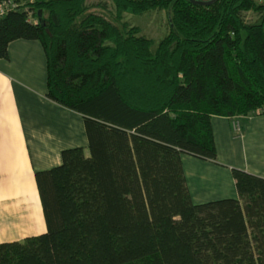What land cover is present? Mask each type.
<instances>
[{"label": "trees", "instance_id": "trees-1", "mask_svg": "<svg viewBox=\"0 0 264 264\" xmlns=\"http://www.w3.org/2000/svg\"><path fill=\"white\" fill-rule=\"evenodd\" d=\"M16 1L0 60L40 42L46 97L82 115L88 147L36 173L47 231L1 243L0 264H264V179L234 170L237 199L194 204L182 163L216 161L214 117L264 112V3L110 0L115 23L103 2ZM162 11L153 52L123 14Z\"/></svg>", "mask_w": 264, "mask_h": 264}, {"label": "crops", "instance_id": "crops-1", "mask_svg": "<svg viewBox=\"0 0 264 264\" xmlns=\"http://www.w3.org/2000/svg\"><path fill=\"white\" fill-rule=\"evenodd\" d=\"M46 95L42 44L13 42L0 60V244L46 233L35 175L59 166L62 151L88 147L82 115ZM212 128L216 161L182 156L194 204L237 199L234 170L264 179V114L214 117Z\"/></svg>", "mask_w": 264, "mask_h": 264}, {"label": "rangeland", "instance_id": "rangeland-1", "mask_svg": "<svg viewBox=\"0 0 264 264\" xmlns=\"http://www.w3.org/2000/svg\"><path fill=\"white\" fill-rule=\"evenodd\" d=\"M30 2H34V0H29ZM258 4L262 5L264 2L261 0H256ZM23 4L25 1H22ZM106 3L109 5V10L105 11L100 8H92L91 12L100 13L109 17L111 20L115 22V13L112 11V4L110 0H88L89 5H95L97 3ZM123 19L132 27L139 28L140 35L144 36L151 41H153L152 51L154 52L158 47L159 43L165 38L168 34L169 30V22L168 16L165 11L162 12H151L142 16H136L131 13H124ZM245 20L247 23H260L261 16L258 13L249 12L245 15ZM116 23V22H115ZM264 114L262 110H257L254 114ZM238 126L241 127V124L238 123Z\"/></svg>", "mask_w": 264, "mask_h": 264}, {"label": "built area", "instance_id": "built-area-1", "mask_svg": "<svg viewBox=\"0 0 264 264\" xmlns=\"http://www.w3.org/2000/svg\"><path fill=\"white\" fill-rule=\"evenodd\" d=\"M20 4L16 0H0V22L12 11L18 10ZM234 131L236 134L241 133V127L235 125Z\"/></svg>", "mask_w": 264, "mask_h": 264}, {"label": "water", "instance_id": "water-1", "mask_svg": "<svg viewBox=\"0 0 264 264\" xmlns=\"http://www.w3.org/2000/svg\"><path fill=\"white\" fill-rule=\"evenodd\" d=\"M191 4L201 7H208L216 3L218 0L200 1V0H188Z\"/></svg>", "mask_w": 264, "mask_h": 264}]
</instances>
